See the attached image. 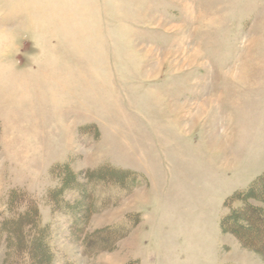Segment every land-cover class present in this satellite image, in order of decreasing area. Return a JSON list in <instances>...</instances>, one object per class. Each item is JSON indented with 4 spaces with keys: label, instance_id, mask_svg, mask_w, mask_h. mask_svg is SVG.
I'll list each match as a JSON object with an SVG mask.
<instances>
[{
    "label": "rangeland",
    "instance_id": "rangeland-1",
    "mask_svg": "<svg viewBox=\"0 0 264 264\" xmlns=\"http://www.w3.org/2000/svg\"><path fill=\"white\" fill-rule=\"evenodd\" d=\"M263 172L264 0H0V230L35 205L41 264H264L221 228Z\"/></svg>",
    "mask_w": 264,
    "mask_h": 264
},
{
    "label": "trees",
    "instance_id": "trees-1",
    "mask_svg": "<svg viewBox=\"0 0 264 264\" xmlns=\"http://www.w3.org/2000/svg\"><path fill=\"white\" fill-rule=\"evenodd\" d=\"M245 194L248 197L263 198V203L261 204L264 206V172L252 182L248 191L244 193V196ZM29 206L30 207L26 208L29 211L26 210L21 215L11 218L10 221L5 222L1 227L0 232L7 236L5 251L6 264H41V262L45 261L46 254L44 255L42 250L47 249V245L44 244V242L42 243L41 240H43V237L39 234H35L34 237L26 240V235H28V233L25 231V226L31 228V226L36 225V220L33 218L36 207L35 205ZM237 209V207H234L229 215L224 216L221 222V228H224L225 224H227V220H232L233 224L234 222H239V227L242 230L241 232L247 233L251 231L254 233L253 236L249 238H242L240 236L241 243L248 247H250V241L254 244H258L257 247L262 249L263 253L261 254L264 256V207H254L249 203L243 204L239 211L242 212V217L235 216L236 218L233 219L234 217L232 215L235 214Z\"/></svg>",
    "mask_w": 264,
    "mask_h": 264
}]
</instances>
